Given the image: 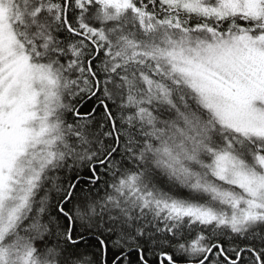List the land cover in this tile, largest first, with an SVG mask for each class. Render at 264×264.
<instances>
[{
    "label": "snow or ice",
    "instance_id": "1",
    "mask_svg": "<svg viewBox=\"0 0 264 264\" xmlns=\"http://www.w3.org/2000/svg\"><path fill=\"white\" fill-rule=\"evenodd\" d=\"M0 264H264V0H0Z\"/></svg>",
    "mask_w": 264,
    "mask_h": 264
}]
</instances>
